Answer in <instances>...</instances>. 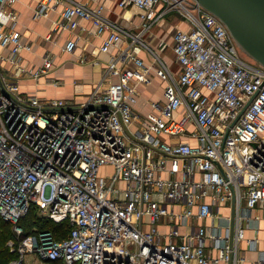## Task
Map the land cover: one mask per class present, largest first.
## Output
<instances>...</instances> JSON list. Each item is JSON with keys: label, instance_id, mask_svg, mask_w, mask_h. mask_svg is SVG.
Returning <instances> with one entry per match:
<instances>
[{"label": "built area", "instance_id": "1", "mask_svg": "<svg viewBox=\"0 0 264 264\" xmlns=\"http://www.w3.org/2000/svg\"><path fill=\"white\" fill-rule=\"evenodd\" d=\"M18 1L0 0V216L12 223L7 245L17 252L7 264H26L28 253L61 264H241L247 249L258 250L255 264H264V249L258 238H245L244 223L247 211L264 207V66L241 56L226 24L196 0H118L140 9L136 30L110 20L100 2L39 0L38 16L63 3L46 39L74 31L84 18L105 34L102 51L126 41L76 102L21 88L17 69L38 79L54 62L46 53L39 66L21 64L31 45L18 27ZM174 10L190 26L176 28L171 45L162 40L155 48L141 38ZM170 46L177 74L161 57ZM75 47L70 36L62 49ZM138 47L166 80L165 100L150 101L144 114L135 105L150 65ZM222 204L234 209L233 231L230 219L223 232L202 222ZM32 206L66 223L67 235L44 228L19 239L18 221Z\"/></svg>", "mask_w": 264, "mask_h": 264}, {"label": "crops", "instance_id": "2", "mask_svg": "<svg viewBox=\"0 0 264 264\" xmlns=\"http://www.w3.org/2000/svg\"><path fill=\"white\" fill-rule=\"evenodd\" d=\"M39 0H19L15 9L19 16L18 27L21 30L23 40L30 43V49H24L21 59L23 66H39L43 62L46 53L53 57V66L48 73L41 75L38 79L30 77L23 71L17 69L18 81L23 91L37 93L46 97H64L76 102L82 101L94 88V86L103 78L106 73L108 61L114 55L120 46L126 44L121 40L112 45L108 51L101 50L103 36L98 34L96 26L89 19L81 18L79 25L74 31L70 29L60 30L53 33L51 39L45 36L52 30L53 24L62 18L61 10L63 3L52 7L46 16L35 15L36 6ZM73 1V0H72ZM88 5H94L98 2L103 3L104 14L113 22L119 23L127 29L136 30L140 22V9L136 6L122 8L118 5V0H74ZM158 12L162 11V6L157 7ZM189 23L176 10L170 11L158 16L150 27L142 34L143 38L152 47H157L162 40L172 43V33L176 28H189ZM76 37V47L73 51H64L63 45L67 37ZM137 54L150 65L149 82L141 83L138 87V102L135 107L140 114L152 110L150 101H164V87L166 80L157 73L156 64L146 47H138ZM163 61L169 67L173 74H177L181 69L176 61L173 50L170 46L162 55ZM5 68H10L6 62ZM16 70V69H15ZM59 80L55 84L53 80ZM105 81L103 85L105 86ZM180 109H183L181 107ZM137 123H133L132 128H136ZM163 138L173 140V136L163 135ZM196 142L195 139H191ZM232 213L230 204L215 206L213 217L206 218L202 222L208 224L215 231L220 228L223 232L224 227L228 225ZM250 219H245L247 225L245 238H258V248L264 249V207H255L247 211ZM223 236V233H221ZM246 246V241L241 242ZM259 254L258 250H245L246 259L241 264H255Z\"/></svg>", "mask_w": 264, "mask_h": 264}, {"label": "water", "instance_id": "3", "mask_svg": "<svg viewBox=\"0 0 264 264\" xmlns=\"http://www.w3.org/2000/svg\"><path fill=\"white\" fill-rule=\"evenodd\" d=\"M218 16L228 27L239 48L264 66V0H196ZM249 99L239 111L235 122L250 103ZM232 122V123H233ZM217 166L223 167L217 161ZM234 209L230 218L233 231Z\"/></svg>", "mask_w": 264, "mask_h": 264}, {"label": "trees", "instance_id": "4", "mask_svg": "<svg viewBox=\"0 0 264 264\" xmlns=\"http://www.w3.org/2000/svg\"><path fill=\"white\" fill-rule=\"evenodd\" d=\"M36 209L32 206L26 216L21 218L18 223L23 227V232L19 239L24 238L29 233L41 230L44 228H49L53 231L56 238H62L68 233V226L66 223L55 222L50 218L40 217L36 215ZM10 238H15V231L13 229L12 223L2 216H0V245L6 244L7 247L1 246L2 251L8 250L9 256L5 259L2 258L1 264H7L9 260L17 256V252L12 251L7 245ZM17 239V241L19 240ZM50 264H61L59 261H53Z\"/></svg>", "mask_w": 264, "mask_h": 264}, {"label": "rangeland", "instance_id": "5", "mask_svg": "<svg viewBox=\"0 0 264 264\" xmlns=\"http://www.w3.org/2000/svg\"><path fill=\"white\" fill-rule=\"evenodd\" d=\"M240 54L247 61L252 62V63H257V61L254 58L246 54L241 49H240ZM104 171H105L104 167H102L101 173H104ZM36 215L39 216L37 212H36ZM1 246L7 247L5 243L3 245H0V264L2 263V258L6 259L9 256L8 250L5 249L4 251H2ZM25 262L26 264H50V262L47 259L42 258L37 253H28L25 256Z\"/></svg>", "mask_w": 264, "mask_h": 264}]
</instances>
